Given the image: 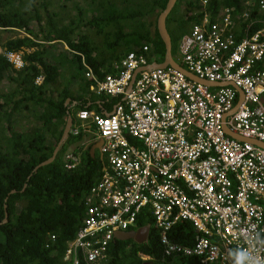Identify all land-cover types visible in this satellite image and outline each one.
Instances as JSON below:
<instances>
[{
	"label": "built area",
	"instance_id": "2783aa9c",
	"mask_svg": "<svg viewBox=\"0 0 264 264\" xmlns=\"http://www.w3.org/2000/svg\"><path fill=\"white\" fill-rule=\"evenodd\" d=\"M243 1L264 12V0ZM234 11L226 7L215 20L205 14L174 58L214 86L172 66L143 70L153 63L149 45L129 52L103 79L87 69L91 92L121 101L110 112L101 104L103 115L79 111L73 123L71 134L83 130L86 146L102 143L106 165L86 197L65 262L101 264L117 232L136 230L140 217L151 216L166 258L235 264L243 252L245 264H264V27L252 33L261 19H251L250 11L236 18ZM7 57L23 66L20 54ZM64 162L72 170L81 156L68 151ZM181 222L195 232L191 246L172 239Z\"/></svg>",
	"mask_w": 264,
	"mask_h": 264
},
{
	"label": "trees",
	"instance_id": "16d2710c",
	"mask_svg": "<svg viewBox=\"0 0 264 264\" xmlns=\"http://www.w3.org/2000/svg\"><path fill=\"white\" fill-rule=\"evenodd\" d=\"M167 2L0 0V264H72L64 261L67 244L82 227L86 197L99 183L106 161L92 157L93 144L87 149L81 145L76 148L80 164L65 168L67 143L81 144L86 136L81 130L69 135L53 163L31 174L52 156L69 113L75 124L79 111L103 115V109L110 112L121 101L91 92L88 68L103 79L117 72L115 63L143 45L151 47L153 62H164L166 48L157 19ZM69 5L76 14L63 15ZM226 7L235 8L236 18L250 11L251 19H261L252 25V33L264 27V12L243 0H207L206 5L204 0H178L167 19L173 54L194 23L207 13L215 20ZM239 24L247 26L246 20ZM16 31L26 36L4 40V33ZM9 53L21 54V68L9 61ZM6 210L8 221L3 223ZM143 227L150 229L146 243L115 240L101 264H198L195 258L164 257L151 216L139 218L136 230ZM52 235L55 242L50 241ZM172 239L191 246L192 225L179 223ZM79 264L86 263L81 259Z\"/></svg>",
	"mask_w": 264,
	"mask_h": 264
},
{
	"label": "water",
	"instance_id": "95a60500",
	"mask_svg": "<svg viewBox=\"0 0 264 264\" xmlns=\"http://www.w3.org/2000/svg\"><path fill=\"white\" fill-rule=\"evenodd\" d=\"M177 2H178V0H168L166 8L160 13V15L158 16V19H157V29H158L160 37L163 40V42L165 44V48H166L165 60L162 63L153 62L152 64L146 66L143 70L150 71V70H153L155 68L172 66V67L182 71L188 78H190L192 80H195L199 83H203L205 85L214 86V84H210L207 81L198 79L194 74H192L191 72L187 71L185 68L180 66V64L173 57L172 39H171V36H170L168 29H167V19H168L169 15L171 14L172 10L174 9ZM139 71H141V70H138L135 73L132 82H134V79H135V77ZM239 93L241 96H240V100H239L238 104H240L241 101L243 100V93L241 92V90L239 91ZM68 103H70V99L67 100V104ZM104 114L109 115L108 112H105ZM72 127H73V116L71 113H69L68 119L66 122V126H65L63 134H62V137H61L60 141L58 142L57 146L55 147L52 156L48 160L37 165L35 167V169L33 170L31 175H33L34 173H37L40 168L47 166V165H49L55 161V159L57 158V155L60 152L61 148L64 146L65 142L67 141V139L71 133ZM229 134L236 139L245 140V139H242L240 136H238L234 133H229ZM101 144L102 143L100 142V143L92 146V148L90 150L92 157H95L96 152L100 151ZM100 156L102 158V155H100ZM14 193H16L15 190H13L11 192V194H14ZM5 201L7 202L8 198H6ZM5 209H7V206H5ZM7 221H8V212L6 210V216H5L3 223H6ZM149 231H150L149 227H143V228H140L138 230H130V231H125V232L120 231V232H117L115 234V240L116 241L133 240V241L137 242L138 244H144L148 241Z\"/></svg>",
	"mask_w": 264,
	"mask_h": 264
},
{
	"label": "rangeland",
	"instance_id": "374dc122",
	"mask_svg": "<svg viewBox=\"0 0 264 264\" xmlns=\"http://www.w3.org/2000/svg\"><path fill=\"white\" fill-rule=\"evenodd\" d=\"M78 3H81L80 1H78ZM70 10H71V5H69L68 6V10H67V12H63V15H66V16H69L70 15V13L71 14H76V12L75 11H71L70 12ZM83 32H87V30L86 29H83ZM24 36H26V33L25 32H22V31H19V32H13V33H10V32H6V33H4V40H7V39H9V38H17V37H24ZM179 46V45H178ZM65 47V46H64ZM177 47V46H176ZM58 48H61V47H58ZM177 49H178V47H177ZM177 49L174 51V54H173V56H174V58L177 60V61H179V59H178V51H177ZM4 52V50L0 47V54L1 53H3ZM21 55V54H20ZM184 65V64H183ZM5 86V85H4ZM69 104V103H68ZM22 125H23V123H22ZM18 126V125H17ZM16 126V130L18 131V130H20L21 128H19L18 129V127ZM22 130V129H21ZM86 139V138H85ZM86 141V140H85ZM85 141L83 140L82 142H81V144H79L78 142H76V141H72V142H69V143H67L68 144V147H70V149H69V151H73L74 149L76 150V148H78L79 146H83L82 148L83 149H87L88 147H86V144H84L85 143ZM84 144V145H83ZM97 153V155L98 156H100V152L99 151H97L96 152Z\"/></svg>",
	"mask_w": 264,
	"mask_h": 264
},
{
	"label": "clouds",
	"instance_id": "9594fccd",
	"mask_svg": "<svg viewBox=\"0 0 264 264\" xmlns=\"http://www.w3.org/2000/svg\"><path fill=\"white\" fill-rule=\"evenodd\" d=\"M16 54H18V53H16ZM13 64V63H12ZM14 66H15V64H14ZM16 68H18L17 66H15ZM21 68V67H20ZM109 113V112H108ZM73 123H74V118H73ZM71 134V133H70ZM86 139H84V141H85ZM84 144H86V143H84ZM83 144V145H84ZM90 145H92V144H90ZM86 147H88V146H86ZM69 151V150H68ZM74 151H76V150H74ZM145 257V256H144ZM246 259H247V257L245 256V254L243 253V252H239V253H237L236 254V260H235V264H245V261H246Z\"/></svg>",
	"mask_w": 264,
	"mask_h": 264
},
{
	"label": "flooded vegetation",
	"instance_id": "af4514ba",
	"mask_svg": "<svg viewBox=\"0 0 264 264\" xmlns=\"http://www.w3.org/2000/svg\"><path fill=\"white\" fill-rule=\"evenodd\" d=\"M98 143H100V141H98V142H96V143H94L93 145H95V144H98ZM100 152V151H99ZM96 155H97V153H96ZM100 155H101V153H100ZM98 156V155H97ZM100 158H101V156H99ZM101 159H104L103 158V156H102V158Z\"/></svg>",
	"mask_w": 264,
	"mask_h": 264
},
{
	"label": "crops",
	"instance_id": "0c3cea01",
	"mask_svg": "<svg viewBox=\"0 0 264 264\" xmlns=\"http://www.w3.org/2000/svg\"><path fill=\"white\" fill-rule=\"evenodd\" d=\"M74 105H75V103H74ZM144 259H149V257H147V258L144 257Z\"/></svg>",
	"mask_w": 264,
	"mask_h": 264
}]
</instances>
